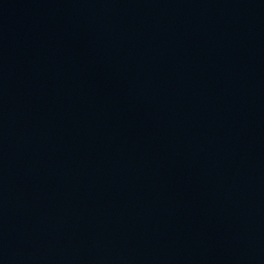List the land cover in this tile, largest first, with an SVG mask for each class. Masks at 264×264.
Here are the masks:
<instances>
[{
  "label": "water",
  "instance_id": "obj_1",
  "mask_svg": "<svg viewBox=\"0 0 264 264\" xmlns=\"http://www.w3.org/2000/svg\"><path fill=\"white\" fill-rule=\"evenodd\" d=\"M0 264H264V0H0Z\"/></svg>",
  "mask_w": 264,
  "mask_h": 264
}]
</instances>
